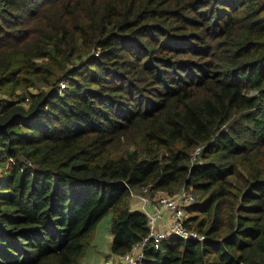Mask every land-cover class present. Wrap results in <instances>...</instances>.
<instances>
[{
    "label": "trees",
    "instance_id": "1",
    "mask_svg": "<svg viewBox=\"0 0 264 264\" xmlns=\"http://www.w3.org/2000/svg\"><path fill=\"white\" fill-rule=\"evenodd\" d=\"M13 90L0 264H81L106 216L123 264L147 234L126 204L143 188L195 194L183 225L203 240L141 264H264V0H0Z\"/></svg>",
    "mask_w": 264,
    "mask_h": 264
},
{
    "label": "built area",
    "instance_id": "2",
    "mask_svg": "<svg viewBox=\"0 0 264 264\" xmlns=\"http://www.w3.org/2000/svg\"><path fill=\"white\" fill-rule=\"evenodd\" d=\"M64 84L59 85V89H64ZM199 155V150L193 154V159ZM10 162V160H9ZM142 196L137 199L141 205L147 204L149 197H145L148 193L147 188L140 190ZM133 194L131 193L130 196ZM157 195V196H156ZM154 202L164 212L169 214V223L161 230L156 228V219L160 218V210H154L152 213L143 212L146 217L147 234L139 242L134 244L130 250L121 256L119 260L123 264H141L144 259V249H158L160 243L169 237L181 240H196L201 241L203 237L197 236L195 233L190 232L184 228L183 222L185 221V209L193 202L192 195L184 190L172 195L166 196L163 192L157 191L153 194Z\"/></svg>",
    "mask_w": 264,
    "mask_h": 264
},
{
    "label": "crops",
    "instance_id": "3",
    "mask_svg": "<svg viewBox=\"0 0 264 264\" xmlns=\"http://www.w3.org/2000/svg\"><path fill=\"white\" fill-rule=\"evenodd\" d=\"M151 196L153 197V195H151ZM137 198L138 197H136L135 195L130 196L127 200V203H126L127 208L131 212H140L142 214H143V212L152 213V211H154L152 209H154V208H155V210H160L161 216L159 219L158 218L156 219V228L161 230L162 228L166 227V225L169 223V214L164 212L163 210H161V208L156 205V203L154 202V197L148 199L147 204H145V205H141L140 204L141 202H139V200ZM109 226H110V221H109V224L107 226V230H103L100 234H97L95 238L92 237V241H91L89 247L86 249L84 257L80 261L81 264H87L86 261L90 260L91 258H94V253H99V252L104 255L103 260H105V261L102 264H104V263L110 264V262L116 261V258H114L109 252L110 242L112 239ZM105 239H106V245L104 246V248L102 247L100 249L99 248L100 241L101 240L104 241ZM104 257H107L108 259H104ZM99 259L100 258H98V261H99ZM94 261H95V259H94Z\"/></svg>",
    "mask_w": 264,
    "mask_h": 264
},
{
    "label": "rangeland",
    "instance_id": "4",
    "mask_svg": "<svg viewBox=\"0 0 264 264\" xmlns=\"http://www.w3.org/2000/svg\"><path fill=\"white\" fill-rule=\"evenodd\" d=\"M29 93L31 94H34L36 92V90H33V89H29L28 90ZM21 91L20 90H13V91H7V93H0V100L1 101H6V102H10L13 97H18V95H20ZM22 97L24 99V101L22 102V105H28V95L25 93L24 95L22 94ZM0 183H2V179L0 177ZM133 195H135L136 197H140L142 196V193L141 191H136V192H132ZM194 198H196L195 194H193ZM145 197H149V198H153L152 196L146 194ZM131 200V199H130ZM144 215V214H143ZM145 216V215H144ZM146 218V217H145ZM109 221H110V217L109 216H106L104 218H102L98 224L96 225L95 229H94V233H92V237L95 238L97 234H100L103 230H107V226L109 224ZM96 232V233H95ZM91 238L89 237L87 243L89 244L91 242ZM106 245V239L103 241L101 240L100 241V244H99V248L101 249L102 247L104 248V246ZM103 254H101L100 252L99 253H94V258H91L90 260L86 261L87 264H102L105 260H103ZM106 256V255H105ZM98 258L99 261H98ZM95 259V261H94ZM104 259H108L107 257H104ZM82 260V259H81ZM103 260V261H102ZM112 262H110L111 264ZM106 264V263H104Z\"/></svg>",
    "mask_w": 264,
    "mask_h": 264
}]
</instances>
